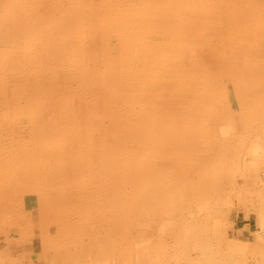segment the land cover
I'll use <instances>...</instances> for the list:
<instances>
[{
	"label": "rangeland",
	"instance_id": "1",
	"mask_svg": "<svg viewBox=\"0 0 264 264\" xmlns=\"http://www.w3.org/2000/svg\"><path fill=\"white\" fill-rule=\"evenodd\" d=\"M0 264H264V0H0Z\"/></svg>",
	"mask_w": 264,
	"mask_h": 264
},
{
	"label": "bare ground",
	"instance_id": "2",
	"mask_svg": "<svg viewBox=\"0 0 264 264\" xmlns=\"http://www.w3.org/2000/svg\"><path fill=\"white\" fill-rule=\"evenodd\" d=\"M74 49V48H73ZM22 74V73H21ZM18 76H20V74L18 75ZM22 76V75H21ZM137 91V90H136ZM135 91V92H136ZM126 111V110H125ZM93 139V138H92ZM160 151V150H159ZM211 209V208H210ZM46 233V232H45ZM194 249H196L197 251L199 250V251H203L204 250V244H202L199 240H196V242H195V246L193 247Z\"/></svg>",
	"mask_w": 264,
	"mask_h": 264
}]
</instances>
